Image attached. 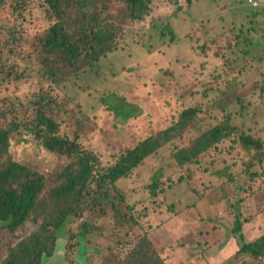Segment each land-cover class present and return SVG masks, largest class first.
I'll return each mask as SVG.
<instances>
[{"label":"rangeland","instance_id":"374dc122","mask_svg":"<svg viewBox=\"0 0 264 264\" xmlns=\"http://www.w3.org/2000/svg\"><path fill=\"white\" fill-rule=\"evenodd\" d=\"M147 1L150 12L142 19L132 18L125 0H86L84 7L62 11L77 37L83 36V23L101 19L118 48L93 65L82 60L55 69L53 62L46 65L41 41L56 18L40 0H24L20 13L14 12L16 0H0V72L6 68L0 73V101L19 108L1 117V126L34 123L32 101H50L58 134L95 156L98 175L117 162L122 150L160 137L183 111L200 109L190 130L162 144L116 187L100 186L95 179L78 205L79 214L74 212L58 231V254L42 264H255L243 253L224 262L209 245L220 237L216 226L225 235L238 213L248 224L264 217V1L254 0L256 9L245 7L247 0ZM250 29L256 30L255 45L228 44L232 32ZM245 74V87L226 88L228 80ZM218 75L221 89L203 93L202 82H214ZM238 99L247 106L244 115ZM228 115L238 127L234 136L200 152L197 139L226 126ZM31 129L12 130L9 153L13 161L42 173L48 185L88 158L79 150L74 157L47 151ZM160 167L162 190L152 197L148 188ZM42 196L55 202L47 193ZM259 226L263 232L264 223ZM42 227L44 217L34 212L15 230L0 225V255L5 259L14 248L20 251L19 244L32 234L40 238ZM224 249H234L231 237L220 240L218 251Z\"/></svg>","mask_w":264,"mask_h":264},{"label":"trees","instance_id":"16d2710c","mask_svg":"<svg viewBox=\"0 0 264 264\" xmlns=\"http://www.w3.org/2000/svg\"><path fill=\"white\" fill-rule=\"evenodd\" d=\"M23 1L16 0L14 12L20 13L23 10ZM85 1L40 0V6L46 7L48 13L56 18L55 24L48 28L46 36L41 41V48L48 54L46 65L53 62L55 69H60L63 68V65L78 66L82 60L84 63L93 65L101 57L117 50L116 41L114 43L110 42L112 39L111 35L108 33L101 19L94 20L95 24L93 25L83 23L82 27H80L83 36L77 37L72 33V22H67L60 16V13L71 5L84 7ZM125 3H129L130 5L132 18L142 19L150 12L147 0H125ZM87 17L88 10L83 11V21ZM255 32L256 30L254 29L248 30L247 33L243 30H240L237 34H233L232 32L231 37H227V42L228 44L234 42L236 45L243 43L255 45L252 36ZM216 43L217 40L214 44ZM243 52L249 54L250 51L246 49ZM215 54L219 56L222 53L216 51ZM168 71L172 73L170 78H174L172 67ZM229 71V68H224L225 74H228ZM5 72L6 68L0 73L3 74ZM221 79V75L215 76L214 82H217L216 84L212 81H203V93L208 94L214 91L215 88L221 89L219 85ZM247 84L248 79L246 74L243 78H236L234 76V78L228 80L226 88L232 90L239 86L245 87ZM238 102L241 105L239 114L244 115L247 106L242 99H238ZM32 103L34 110L37 112L34 123H19L14 124L12 127L0 125V225L15 230L34 212L36 216L44 217L45 227L41 228L43 235L40 238L32 234L29 236L30 239L23 240L19 244V246L21 245L20 251H16V248H14L11 251L12 254L10 253L5 259L0 255V264H42L45 257L53 258L57 255L59 250L58 231L63 229L64 223L68 221L74 212L76 215L79 214L78 205L95 179H97L100 186H105L108 183L116 187L121 179L129 177L162 144L168 143L180 133L190 130L191 123L198 119V114L200 113L199 108L183 111L179 117V121L173 122L169 128L160 134V137L152 135L144 141L138 142L133 148L122 150L117 162L112 167H106L104 173L95 175V164L97 163L95 156L88 151L82 150L75 139L61 137L58 134L59 124L54 118L50 101L47 102L45 99H42L40 102L33 100ZM104 103L110 111H113L106 101ZM18 112L19 108L17 104L8 100L0 101V118L8 117L9 114H17ZM130 117H132V114H122L123 119H129ZM231 120V115H228L226 117V126L214 127L210 132L204 134L203 138L197 139L198 150L206 152L223 138L226 140L229 136H234L238 127L232 126L230 124ZM32 125L33 128L31 129ZM15 128L31 129L41 141L43 147L49 152L74 157V153L79 150L85 153V155L87 154L88 158L85 157L77 160V167L68 166L58 174V177L51 185H48L42 173L33 171L12 160L9 150L11 136L13 135L12 130ZM242 139L245 142L250 141L251 143H248L250 146L255 144L253 140H249L247 137H242ZM250 146H246V148ZM257 148H259V145H257ZM92 156L95 162L90 159ZM162 174L163 167H160L151 177V185L148 189L152 197H156L162 190ZM44 193L52 196L55 202L45 201L42 196ZM200 195L202 196V194ZM46 203L47 207H45ZM242 217V214L238 213L229 225V231L226 229L225 235L221 232V226H216L215 231L220 232V237L211 242L209 246L211 248L216 246L215 256H222L224 262L239 253L250 254L255 258H264V237L256 243L248 244L245 240L243 228L244 224L249 220L245 219L243 221ZM212 219L214 220L215 218L212 217ZM48 228L51 232H47ZM88 233L89 231L86 229L85 233H82V237H85ZM224 236L227 239L229 237L232 238L233 250L224 249L223 251H218V245ZM216 242H219L218 245H215Z\"/></svg>","mask_w":264,"mask_h":264},{"label":"crops","instance_id":"0c3cea01","mask_svg":"<svg viewBox=\"0 0 264 264\" xmlns=\"http://www.w3.org/2000/svg\"><path fill=\"white\" fill-rule=\"evenodd\" d=\"M259 1H264V0H259ZM244 6L247 7V3H244ZM250 6V5H249ZM251 7V6H250ZM249 11V9L245 8V12L247 13ZM248 14V13H247ZM261 17V15L258 16L257 19H259ZM248 19V17H247ZM251 23V22H250ZM264 25V24H262ZM264 27V26H263ZM251 221H247L244 225L245 229L244 230V234H245V240H247L246 242L248 244L254 243L257 240H259L261 237H264V230L263 232H261V227L259 226L260 224L264 223V217H262V220L255 223V224H248ZM254 259V263H257V260L260 262V264H264V258H255V257H251L250 259Z\"/></svg>","mask_w":264,"mask_h":264},{"label":"clouds","instance_id":"9594fccd","mask_svg":"<svg viewBox=\"0 0 264 264\" xmlns=\"http://www.w3.org/2000/svg\"><path fill=\"white\" fill-rule=\"evenodd\" d=\"M253 1H254V0H253ZM254 2H256V1H254ZM257 3H258V2H257ZM247 4L250 5L253 9H256V8L259 7V6H258V7H253L252 3H249V0H247ZM261 238H263V237H261ZM261 238H260V239H261ZM260 239H259V240H260ZM259 240H257V241H259ZM257 241H256V242H257ZM256 242H254V243H256ZM251 244H253V243H251Z\"/></svg>","mask_w":264,"mask_h":264},{"label":"built area","instance_id":"2783aa9c","mask_svg":"<svg viewBox=\"0 0 264 264\" xmlns=\"http://www.w3.org/2000/svg\"><path fill=\"white\" fill-rule=\"evenodd\" d=\"M249 3H252L253 7L259 6V4L257 2H254L253 0H249Z\"/></svg>","mask_w":264,"mask_h":264}]
</instances>
